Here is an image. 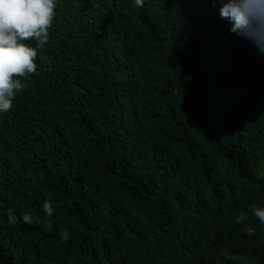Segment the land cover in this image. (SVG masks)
<instances>
[{"label": "trees", "instance_id": "1", "mask_svg": "<svg viewBox=\"0 0 264 264\" xmlns=\"http://www.w3.org/2000/svg\"><path fill=\"white\" fill-rule=\"evenodd\" d=\"M228 29L210 0H61L0 114V264H264V57Z\"/></svg>", "mask_w": 264, "mask_h": 264}, {"label": "clouds", "instance_id": "2", "mask_svg": "<svg viewBox=\"0 0 264 264\" xmlns=\"http://www.w3.org/2000/svg\"><path fill=\"white\" fill-rule=\"evenodd\" d=\"M61 0H0V114L13 109L24 85L21 78L37 72L38 52L49 41L57 8ZM135 6L143 7L144 0H134ZM218 7L219 17L229 25V34L250 43L257 55L264 57V0H210ZM264 182V171L256 173ZM44 211L52 214L51 205L45 201ZM260 225H264V207H256L252 213ZM26 224L32 222L28 215L21 217ZM241 219H244L243 217ZM9 220H14L9 215ZM239 222V221H238ZM252 226L246 228L253 235ZM67 232L61 235L67 241Z\"/></svg>", "mask_w": 264, "mask_h": 264}]
</instances>
